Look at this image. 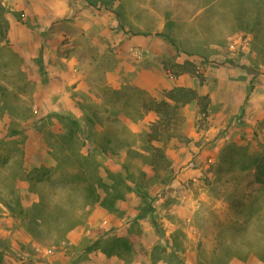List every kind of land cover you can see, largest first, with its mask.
Returning <instances> with one entry per match:
<instances>
[{"label": "rangeland", "instance_id": "1", "mask_svg": "<svg viewBox=\"0 0 264 264\" xmlns=\"http://www.w3.org/2000/svg\"><path fill=\"white\" fill-rule=\"evenodd\" d=\"M1 2L3 264L57 252L88 264L99 246L122 264H182L192 251L201 264H264L244 260L264 248V188L242 168L264 152V0ZM180 85L208 94V112L182 105L177 135L150 143L145 103ZM42 164L58 167L29 183ZM41 196L47 223L29 215ZM70 218L78 225L56 238Z\"/></svg>", "mask_w": 264, "mask_h": 264}, {"label": "trees", "instance_id": "2", "mask_svg": "<svg viewBox=\"0 0 264 264\" xmlns=\"http://www.w3.org/2000/svg\"><path fill=\"white\" fill-rule=\"evenodd\" d=\"M8 31H9V22L6 17V9L4 5L2 4L0 0V46L3 43H6L8 41ZM160 34V33H158ZM186 64L191 65V63L187 62ZM183 66V65H182ZM184 68L186 71L195 73V69L193 67H181ZM199 83H201V79H198ZM209 95L208 94H202L200 91H198L195 88L192 87H186L184 85L177 86L176 88L167 91L166 95L163 99H156L154 97H151L146 103L144 108H147L148 105V110L153 111L156 114V119L151 123L150 130L147 133V140L151 143L152 141H158V142H164L167 139L173 138L174 136L177 135V128L180 126L182 120H183V114L180 112V107L188 102L191 101H197L199 104H202L201 108V113L206 114L208 112V105H209ZM11 136L17 135L18 130L16 128H13L10 132ZM161 148L154 147V151H159ZM86 158L88 155H82L80 154L79 157ZM153 153H152V160L154 161L155 159L153 158ZM67 158H71L70 155H68ZM157 159V158H156ZM254 166V181L259 184L261 187L264 188V152L260 154L259 156H256L251 160V162L245 166H242V168H248ZM20 167L22 169L23 166ZM58 166H47L45 164L40 165L39 167H34L31 169L32 173L30 172L31 176L30 178H27L26 180L29 183H38L41 182L45 179V176L49 173H52V170L56 169ZM85 169L80 168V173L75 175L77 179H82V175ZM99 179H101V176H98ZM86 180V179H82ZM87 181V180H86ZM88 195L95 194L96 187L95 185L90 181L88 182ZM55 206H59L55 203ZM33 207L37 210L35 212H30L29 215L34 219L36 223L40 222H48L45 220V210L47 208V202L44 201L43 197L41 196V200L39 202H36L33 204ZM65 214V212H63ZM39 216H38V215ZM71 219V218H70ZM73 220V221H72ZM56 221V222H55ZM70 223H67L68 226L63 227L64 230L61 232L59 231L60 228H56V231L54 230V234L56 238H61V240L66 238L67 233L74 228L76 225H78L77 218L74 219L72 218L70 220ZM56 224H60L62 221L61 219L57 220L55 219L52 221ZM61 227V226H58ZM29 231L34 235V236H40L42 237L43 235H40V232L37 231L34 227L29 226ZM48 232H52V229L47 230ZM250 251L247 253V255L244 257V260H247L249 255L255 256L257 260H261L264 262V248L260 249V251H256L252 249L253 247H249ZM241 258V256H239ZM3 263V258L0 257V264ZM205 263V262H204ZM203 263V264H204ZM206 264V263H205ZM225 264H231L230 262L225 263Z\"/></svg>", "mask_w": 264, "mask_h": 264}, {"label": "crops", "instance_id": "3", "mask_svg": "<svg viewBox=\"0 0 264 264\" xmlns=\"http://www.w3.org/2000/svg\"><path fill=\"white\" fill-rule=\"evenodd\" d=\"M190 121H191V118H188V122H190ZM186 131H187V129H186ZM196 169H197L196 167L190 168L189 174H193V172H195ZM188 211L189 212L187 215L189 216L191 214V212H190L191 210H188ZM76 243H77V241H75L74 239H72L70 241V244H76ZM36 244L37 243H33L34 246ZM160 244L163 247H165L167 250H169L170 252L174 248V246L172 244L170 245V243H168L167 245L162 244V243H160ZM112 247L115 248L114 246H112ZM194 251L196 252V250H194ZM93 253H94V255H92L91 253L88 254V257H87V260L89 262L88 264H122V263H124L123 258L115 250H104L101 248V246H99V247H97V249L95 251H93ZM192 254H193V251L190 254L188 253V255L186 254L185 257L183 256L182 264H201V259H200V257L197 256V253H195V255H192ZM191 255H192V258H191ZM32 256L33 255H31L30 259H28V257H24L23 260H21L20 262H15L14 260H12V261L16 264H47L48 263V262L45 263V261H43V260L38 261L37 258H35L34 256L32 257ZM60 256L61 255L58 252L56 254L50 256L48 259L49 263L50 264H64V262L62 260H60V258H61ZM138 257H139V255H136L135 259L133 260V262L131 264H143V262H141V260H139L140 258H138ZM193 258H196V261H194ZM9 262H10V260L6 261V263L11 264ZM149 262H150V264H172V263H168V262L165 263L164 261L159 262L158 260L155 263H153L151 259Z\"/></svg>", "mask_w": 264, "mask_h": 264}]
</instances>
